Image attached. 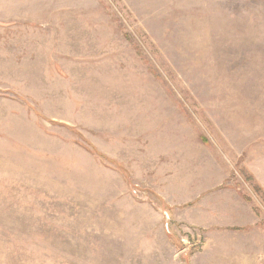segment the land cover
<instances>
[{"label":"rangeland","instance_id":"374dc122","mask_svg":"<svg viewBox=\"0 0 264 264\" xmlns=\"http://www.w3.org/2000/svg\"><path fill=\"white\" fill-rule=\"evenodd\" d=\"M0 264H264V0H0Z\"/></svg>","mask_w":264,"mask_h":264},{"label":"crops","instance_id":"0c3cea01","mask_svg":"<svg viewBox=\"0 0 264 264\" xmlns=\"http://www.w3.org/2000/svg\"><path fill=\"white\" fill-rule=\"evenodd\" d=\"M244 224H246V223H244ZM241 226H239V227H242V224H240ZM246 227L248 226V223L245 225ZM244 225H243V227H245Z\"/></svg>","mask_w":264,"mask_h":264}]
</instances>
